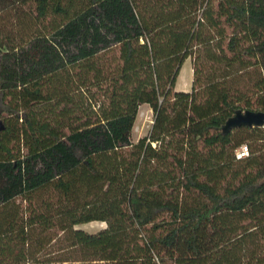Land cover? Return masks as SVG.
<instances>
[{"label":"trees","instance_id":"obj_1","mask_svg":"<svg viewBox=\"0 0 264 264\" xmlns=\"http://www.w3.org/2000/svg\"><path fill=\"white\" fill-rule=\"evenodd\" d=\"M238 110L264 113V0H0V264H264Z\"/></svg>","mask_w":264,"mask_h":264},{"label":"rangeland","instance_id":"obj_2","mask_svg":"<svg viewBox=\"0 0 264 264\" xmlns=\"http://www.w3.org/2000/svg\"><path fill=\"white\" fill-rule=\"evenodd\" d=\"M191 82V66L190 59H186L179 71L175 82V90L177 91H189ZM151 125V112L147 109L146 106H141L138 109L137 116L135 118L133 128L131 131V139L133 142L138 140L139 138L144 137ZM242 145L241 147H243ZM239 149V148H238ZM237 149V150H238ZM236 150V151H237ZM104 226L103 222L100 221H91L88 223L79 224L76 227L80 228L87 232H96L98 229Z\"/></svg>","mask_w":264,"mask_h":264},{"label":"water","instance_id":"obj_3","mask_svg":"<svg viewBox=\"0 0 264 264\" xmlns=\"http://www.w3.org/2000/svg\"><path fill=\"white\" fill-rule=\"evenodd\" d=\"M264 126V113L252 111H235L234 114L226 120L222 127V133L227 134L231 130L241 127L262 128ZM3 127L0 122V132Z\"/></svg>","mask_w":264,"mask_h":264},{"label":"built area","instance_id":"obj_4","mask_svg":"<svg viewBox=\"0 0 264 264\" xmlns=\"http://www.w3.org/2000/svg\"><path fill=\"white\" fill-rule=\"evenodd\" d=\"M247 155V150L246 148L243 147H239V149L236 151V158H241Z\"/></svg>","mask_w":264,"mask_h":264},{"label":"crops","instance_id":"obj_5","mask_svg":"<svg viewBox=\"0 0 264 264\" xmlns=\"http://www.w3.org/2000/svg\"><path fill=\"white\" fill-rule=\"evenodd\" d=\"M184 92H186V91H184Z\"/></svg>","mask_w":264,"mask_h":264}]
</instances>
